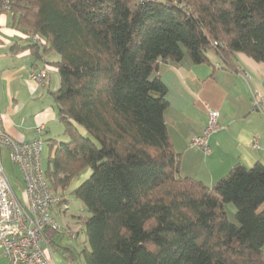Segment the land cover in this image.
Segmentation results:
<instances>
[{
  "label": "trees",
  "instance_id": "1",
  "mask_svg": "<svg viewBox=\"0 0 264 264\" xmlns=\"http://www.w3.org/2000/svg\"><path fill=\"white\" fill-rule=\"evenodd\" d=\"M6 13L60 57L53 96L69 139L50 143L45 175L61 198L90 170L73 190L89 212L86 264H264V163L211 185L181 176L154 74L185 54L200 64L212 52L226 69L236 52L264 62V0H9Z\"/></svg>",
  "mask_w": 264,
  "mask_h": 264
},
{
  "label": "crops",
  "instance_id": "2",
  "mask_svg": "<svg viewBox=\"0 0 264 264\" xmlns=\"http://www.w3.org/2000/svg\"><path fill=\"white\" fill-rule=\"evenodd\" d=\"M31 44L13 24L10 13L0 14L2 128L14 140L25 141L36 136V125L43 124L42 164L46 168L55 149L50 143L69 139L58 119L53 96L60 87L56 65L60 57L53 50L44 51ZM208 55L210 63H192L187 54L179 62L159 61L154 74L166 87L168 105L164 119L172 148L180 156V175L211 185L236 164L251 167L257 162L264 163V112L253 102L256 94L264 97V62L236 52L235 68L226 69L212 52ZM43 68L46 71L43 83L31 79L34 70ZM208 108L218 111L219 129L209 136V151L204 152L189 142L205 128ZM0 164L15 195L23 201L21 173L10 160L9 148L1 144ZM89 173L86 170L80 175L73 189ZM56 209L59 214L60 205ZM262 209L264 204L259 207ZM81 228L74 229L66 220L58 230L46 227L55 264H86L80 253L85 247ZM0 264H7L1 249Z\"/></svg>",
  "mask_w": 264,
  "mask_h": 264
},
{
  "label": "built area",
  "instance_id": "3",
  "mask_svg": "<svg viewBox=\"0 0 264 264\" xmlns=\"http://www.w3.org/2000/svg\"><path fill=\"white\" fill-rule=\"evenodd\" d=\"M9 10V0H0V14ZM33 42H42L38 34L28 35ZM45 69L34 70L31 79L43 83ZM254 105L264 112V97L256 94ZM207 124L193 136L191 146L209 151L208 138L219 129L216 109H207ZM45 126H35L36 136L31 140L17 141L2 128L0 113V144L9 148L10 160L18 167L24 182V199L15 195L11 183L0 164V249L7 264H55L46 227L60 229L51 215L52 205L59 204L60 195L50 186L42 164V134ZM256 146V144H254Z\"/></svg>",
  "mask_w": 264,
  "mask_h": 264
},
{
  "label": "rangeland",
  "instance_id": "4",
  "mask_svg": "<svg viewBox=\"0 0 264 264\" xmlns=\"http://www.w3.org/2000/svg\"><path fill=\"white\" fill-rule=\"evenodd\" d=\"M80 175L74 177L65 189H59L58 191L62 194V204H53L51 214L56 219L60 227L64 224L65 220L71 225H73L74 229H79L82 226L83 219H85L89 212L87 211L84 203L75 196L73 190V184L79 181ZM74 185H77L76 183ZM60 205V213L58 214L56 207ZM225 211L226 216L229 221L233 223H237L236 216H235V206L232 203H225ZM62 223V224H61Z\"/></svg>",
  "mask_w": 264,
  "mask_h": 264
}]
</instances>
